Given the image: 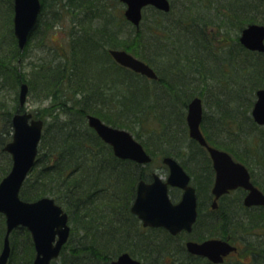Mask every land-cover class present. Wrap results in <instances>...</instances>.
I'll use <instances>...</instances> for the list:
<instances>
[{
  "label": "trees",
  "instance_id": "1",
  "mask_svg": "<svg viewBox=\"0 0 264 264\" xmlns=\"http://www.w3.org/2000/svg\"><path fill=\"white\" fill-rule=\"evenodd\" d=\"M40 1L38 21L23 50L17 46L13 34L12 0L0 5L7 12L3 16L7 26L2 30L11 41L9 51L4 52L1 40L5 34L1 31L0 159H6L7 165L0 166V179L11 167V157L3 147L11 139L12 112L17 110V105L12 112L3 106L4 89L26 82L28 92L43 93L51 101L52 109H70L68 118L64 119L56 114L48 121L46 112L39 116L44 128L38 154L20 189L22 199L51 196L68 213L71 233L52 264H111L123 251L142 259L144 264H147L146 256L157 264H175L176 254L164 248L172 240L165 235L162 241L148 238L146 235L152 232H145L130 211L138 181L151 177L153 155L152 161L145 165L116 157L111 146L88 126L86 114H96L106 124L119 127L125 122L143 121L149 100L153 95L157 99L163 89L167 103L161 108L155 104V110L161 109L159 118L173 113L184 120L177 109L173 110V105L180 103L186 107L191 97H204L205 91H212L211 85L215 83L219 91L209 92L212 99L208 108L212 113H204L201 125L203 131L211 125L217 126L226 137L218 142L209 136L207 139L234 154L237 148H243L240 157L264 173V126L256 124L250 115L255 91L264 86V52L246 49L237 35L229 38V30L242 29L249 23L264 24V0H170L168 12L151 6L144 8L149 16L143 12L138 28L126 20L122 11L115 10L120 0ZM66 18L70 29L60 33L61 42L48 38L49 34L37 36L42 30L39 24H44L50 33L51 26H60ZM123 23L127 31L120 27ZM208 27L223 30L225 38L217 40V44L216 37L208 34ZM124 32L128 35L122 36ZM33 37L48 53L40 55L36 62H29L27 72L22 65ZM108 48L125 49L146 61L157 78H146L119 65ZM111 90H115L113 97L109 96ZM172 122L161 125L165 135L170 136L165 138L168 142L171 137L181 136L177 129L170 131ZM141 143L146 147L145 142ZM173 147L178 151L182 144ZM186 147L204 151L190 139ZM174 155L180 158L178 152ZM198 158L187 156L186 160L193 166L200 164L195 160ZM183 165L189 168L185 162ZM254 181L264 191V183L258 184L255 178ZM259 212L262 214L264 210ZM202 221L204 226L205 220ZM263 225L264 218L260 216L258 220L250 217L248 222L212 217L206 229L242 232ZM4 233L5 218L0 214V250ZM9 240L11 252L7 263L32 264L35 251L29 231L19 226L11 232ZM185 254L180 259L183 264L199 260Z\"/></svg>",
  "mask_w": 264,
  "mask_h": 264
},
{
  "label": "water",
  "instance_id": "2",
  "mask_svg": "<svg viewBox=\"0 0 264 264\" xmlns=\"http://www.w3.org/2000/svg\"><path fill=\"white\" fill-rule=\"evenodd\" d=\"M125 4L124 16L135 27L139 26L142 9L145 6L167 12L169 0H120ZM13 32L18 47L22 50L28 35L34 28L41 9L40 0H13ZM239 42L247 49L264 52V24L249 23L239 35ZM110 55L120 65L132 69L149 78H156L154 69L143 60L124 49H110ZM28 85L22 82L19 88V107L25 103ZM202 100L199 96L190 99L187 105L186 123L188 134L209 152L216 178L212 187L215 198L236 187L248 192L244 205H264V193L250 181V174L244 164L234 161L231 155L222 149L211 146L205 140L201 130ZM251 115L257 124L264 125V87L256 90V99ZM87 123L99 137L112 147L116 157L130 159L144 164L151 156L142 144L129 131L110 126L94 114H87ZM12 136L3 150L10 154L12 164L8 173L0 180V213L5 216L6 230L3 247L0 252V264H6L10 255L9 234L18 225L25 226L33 239L35 257L33 264H51L58 257L63 244L70 234L68 215L63 208L49 196L34 201H25L19 197L24 179L35 164L43 130V120L34 118L31 112L17 110L12 117ZM162 162L169 169L168 177L163 181L154 174L151 183L140 180L131 211L136 213L144 225L163 226L170 233L181 229L190 230L197 216L195 189L189 184V175L172 156H164ZM183 189L181 200L174 204L168 194V186ZM215 205V201L212 203ZM188 251L206 256L213 262H221L223 256L235 247L227 241L217 238L202 242L188 241ZM111 264H141L129 253H120Z\"/></svg>",
  "mask_w": 264,
  "mask_h": 264
},
{
  "label": "flooded vegetation",
  "instance_id": "3",
  "mask_svg": "<svg viewBox=\"0 0 264 264\" xmlns=\"http://www.w3.org/2000/svg\"><path fill=\"white\" fill-rule=\"evenodd\" d=\"M110 49H112V48H108V52ZM149 79H151V78H149ZM152 80H154V78H152ZM201 100H202V97H201ZM188 103H189V101L186 104V109H187ZM202 104H203V101H202ZM204 110L205 109L203 107L202 119L200 122V130H201L205 140L207 141V143L209 145L214 146V147L219 148V149H222V150H225V149L221 148L222 146L219 143H216L218 141H221L222 137L219 136L221 133H217V131L215 132V130H214L215 126L214 125L207 127V130L203 131L201 124H202L203 116L205 113ZM185 120H186V113H185ZM186 127H187V124H186ZM216 128H217V126H216ZM187 133H188V127H187ZM188 136H189V134H188ZM207 136H209L210 139L216 141L215 144H217L218 146H216L213 142H210L207 139ZM189 139L196 141L195 139L191 138L190 136H189ZM200 146L203 147L204 151L197 150L194 148H188V149L184 150V152L187 153L190 157H194L195 155L198 156L199 158L195 159V160H197V162L200 164L189 166V168H188L176 159L182 165V167L186 171V173L189 175V184L192 187H194L195 194H196L197 216H196V219L193 222L190 230L181 229V230L177 231L176 233L172 234V233H170L169 230H167L163 226L144 225L143 221L138 217V215L131 211V207H132V204H133L135 196H136L137 185H136V189H135V196H134V199H133L131 206H130V211L137 217L141 228L143 230H145V232H156V233H161V234L163 232V235H165V237H168V239L170 238V240L174 241V244L172 246L164 247V248L165 249L168 248V250L170 249V251H168L169 253L176 254L175 255L176 261H174L175 264H183V262H181L180 259H181V256L184 255V253H186L185 255H187V256L192 255L194 257L199 258V260L192 259L190 261H186V264H264V238L260 239L261 245L260 244H258V245L249 244V239H247L249 237H257V236L258 237H260V236L264 237V228L263 229L252 228L250 230H243L242 232H208L207 231L206 227L209 225L212 217H215L216 219H220V220H224V221L229 220V219L238 220V216L235 213V211H237V210H241V211L245 210L246 211L245 212L246 220H249L250 217H252L253 220H258V218H259L258 212L260 209H264V205H250V206L244 205L243 200H244V197L247 194L248 190L244 189L243 187H236V188L230 189L227 192L221 194L219 197L215 198V195L212 192V187H213L214 182H215L216 171L213 167V161H212V158H211L209 152L207 151V149L204 146H202V145H200ZM225 151H227V150H225ZM227 152L231 155V157L234 161L240 162V163L245 165V167L247 168V170L250 174V181L255 186H257L259 189H261L256 184V182L254 181L255 177L253 175V170L250 167L251 165L254 166V164L252 162H251V164H248V161L241 158L240 157L241 155H239V154H242L244 151L243 150H241V151L236 150L235 154L230 152V151H227ZM181 153H182V151H181ZM250 154H252V152H250ZM149 155H150V153H149ZM164 156H166V155H163L162 158ZM168 156H170V155H168ZM250 156L253 157V155H250ZM151 161H152V156H151ZM251 161H252V159H251ZM161 162H162V159H161ZM163 166L166 168V171H167L165 177H161L158 173H156L155 171L152 170L150 179H148V180L140 179V180H144L146 183H151L154 179V174H157V175H159V177L163 181H165L168 177L169 169H168L167 165H165L164 163H163ZM202 189H206V191L202 192ZM236 192L238 193L237 194L238 196L234 197V195H235L234 193H236ZM175 193H177L176 196H175ZM168 194H169L171 201L174 204H176L181 200V197L183 194V189H181L180 187H177V186L169 185L168 186ZM214 201H215V205L213 206L212 203ZM198 220H199V222H198ZM202 220H205L204 226L202 225V224H204ZM197 223H199V224L196 226ZM202 227H204V230L202 229ZM198 230L204 231V232H198ZM210 235H213V236H210ZM210 238H217V239L225 240L229 244L234 246L235 250H232L228 254L224 255L223 260L221 262H213L210 259H208L206 256L194 254V253H191L190 251H188L187 245H186V243L188 241L202 242V241H204L206 239H210ZM257 247H258V249H257ZM259 247H261V249ZM123 252L129 253L128 251H123ZM123 252H121V253H123ZM159 252H162V251H159ZM130 255L133 258L139 260L141 262V264H144L142 259H140L136 256H133L132 254H130ZM117 256H115L113 259H115Z\"/></svg>",
  "mask_w": 264,
  "mask_h": 264
},
{
  "label": "rangeland",
  "instance_id": "4",
  "mask_svg": "<svg viewBox=\"0 0 264 264\" xmlns=\"http://www.w3.org/2000/svg\"><path fill=\"white\" fill-rule=\"evenodd\" d=\"M5 1H7V0H0V5L6 3ZM175 2H176L175 5H179V1H175ZM12 3H13V0H12ZM115 5H116V7H115L116 11H118V9H119L120 12L124 11V7L125 6H124L123 3L117 2ZM3 12H4V14H3ZM6 14H7L6 10L3 7H2V9L0 8V36L2 35V32H1V31H3L2 28L7 26L6 23H4V21H3V19H5V17L3 18V16L4 15L6 16ZM144 14L149 16V14L147 13V10H144ZM61 25H63V26H61ZM67 25H68V20L66 18L64 21H62V24H60V26L58 24L51 26L50 33H48V32H46L47 31L46 30V26L44 24L43 25L39 24V26H41L40 28H42V30L37 32V34H38L37 36H43V35L45 36V35L49 34L48 38H51L55 42H58L59 39L61 38V34L60 33L64 32L65 28H67V30L70 29L69 25L68 26ZM120 27L123 30L127 31V28H126L124 23L121 24ZM207 29H208L207 30L208 34L210 36L216 37L215 42L217 44L219 43V41H217V40H219L220 38H225V34L223 33V30H221V32H222L221 33V32H219V30L217 31V28L208 27ZM207 31L204 32L205 35L207 34ZM229 31H231L229 38H233L235 35H237L239 37L241 29H238L236 31L233 29V30H229ZM125 32L122 34V36L128 35V33H125ZM4 34H5L4 37H2L3 41L1 39L0 40L3 43V50L5 52V51H9V48L11 47L10 46L11 41L9 39V36L6 34V32H4ZM47 41L50 42V39H48ZM60 42H61V39H60ZM39 44H40L39 40L36 37L35 38L33 37L31 39V41H30L29 49H28L27 54H26L27 56L24 58L23 65H22V69L27 70V72H28V70H30L29 69L30 68L29 67V65H30L29 62H31V61H35L36 62L37 58L40 55L48 53V52L45 51L46 49H44V47L39 45ZM27 74H28V76H27ZM27 74H26V78L29 77V73H27ZM126 83L129 84V81L125 82V84ZM155 87L156 88H161L159 86H155ZM6 88L7 89H4V97L2 99L3 103H4L3 106L7 107L6 109H9V111H11V112L14 111L13 107H15V105H17V110H20L21 112L22 111H29V112H31L33 114V117H35V118H40L39 116L41 114H42V116H44V114L46 112V114H48V116L45 117V118L48 121H52L51 116H55L56 114L61 119L68 118V116H69L70 109H68V108H65V110H63V109L57 110L56 108L52 109L51 108L52 103H51V101H49L48 97L45 98V97H43L44 96L43 93L42 94L41 93H36V91H34V90L27 92V97H26L25 103L23 104L22 107H19V102L17 101V95L19 93L20 85L16 86V88L15 87L12 88V86L6 87ZM211 90L212 91L206 90L205 93H204V97H202L203 107L205 109L204 110L205 114L212 113V111L208 108L209 105H210L209 102L212 99V95L209 92L217 93L219 91V88L215 85V83H213L211 85ZM160 91H161L162 94H160V96H158L157 99H155L156 95H153V98L151 100H149V107L145 111V115H147V116L143 118V121L142 120L141 121L133 120L132 122L131 121L130 122H125L126 125L124 124V126H121V127L113 126V127L123 128V129L129 131L134 137L138 136L139 138H136L138 141L145 142L146 147H144V148L148 149V150L146 149V151L152 152L150 155H153V158H154L152 166H151V169L153 171H155L156 173H158L161 177H165L167 171H166V168L163 166V163L161 162V159H162L163 155H170V156L174 157L175 159H177L182 164H183V162H185L188 166H191V162L189 160H186L187 156H189V155L184 152V150L188 149L186 147V145L188 144V141H189V136H188V133H187V127H186V122H185L186 107H182V104H180V103H178L176 105H173V108H174L173 110L176 111V109H177L176 112L177 113L180 112L182 117H184V120H182V119L179 120L177 115L174 117L173 113H170V117H167L165 115L162 116V120H161V118H159L160 116H158V113H159V111L161 109L157 108L155 110V104L158 107L161 108V106H164L165 103H167V97H166L165 93H163V89L162 90L160 89ZM113 93H115V90L114 91L111 90V92H109V96L113 97V96H111ZM214 96L216 97V94H214ZM104 102L107 103L108 101L104 100ZM159 102H161L163 105L162 104H158ZM67 103H68V105L70 104V102H67ZM167 105H169V104H167ZM105 106H106V104H105ZM101 109L105 111V108H101ZM109 110H110V108H109ZM16 111H14L12 113L14 114ZM34 114H36L37 117ZM94 115H96V114H94ZM174 119H176V121ZM172 120H173V122L171 124V130L170 131H173V130L177 129L178 130L177 132H179V134L181 136H179L178 138L171 137L172 138V139H170L171 142H168L167 139H165V138L166 137L169 138L170 136L165 135V132L163 131L161 125L166 124V122H168V124L170 125ZM181 120L184 121V122H182ZM184 128H185V132H183ZM214 130H215V132L217 131V133H222L219 136L226 137V134L224 132H222L218 127L217 128L215 127ZM176 143H180V145L182 144V148L178 149V151L176 150V148L174 149V147H173V145L176 144ZM242 149L243 148H237L238 151H241ZM181 151H182V153H181ZM175 152H179L180 158L176 157L174 155ZM168 153H171V154H168ZM0 160H1L0 166L4 167V166L7 165L6 159L5 160L0 159ZM248 164H251V163L248 162ZM250 167L253 170V175H254L255 179L257 180V183L263 185V183H264V173L260 170L259 167H254L253 165H251ZM203 191L205 192L206 189H202V192ZM234 194H235L234 197L238 196L237 192L234 193ZM176 195H177V193H175V196ZM245 212H246L245 210H242V211L241 210H237V211H235L236 215L238 216V220H246ZM258 215L260 216V218H264V213L261 214L260 212H258ZM246 222H248V220H246ZM70 226H71V224H70ZM263 228H264V225L260 229H263ZM202 229H204V227ZM151 235H146V236L148 238L152 237L151 239L152 240L154 239L156 241H158V239H161V241H162L163 240V236H164L163 234L156 233V232H152ZM76 237H77V235H75L73 238H76ZM261 238H264V237H262V236L258 237L257 236V237H249L247 239H249V244H253V245L254 244L255 245L260 244L261 245V240H260ZM168 242L169 243H167V245L172 246L174 244V241H168ZM259 248L261 249V247H259ZM257 249H258V247H257ZM145 261L147 262V264H157L156 262H154V259H152L149 256H146Z\"/></svg>",
  "mask_w": 264,
  "mask_h": 264
}]
</instances>
